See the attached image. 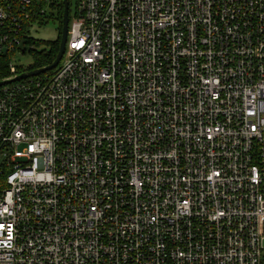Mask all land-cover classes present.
<instances>
[{
  "label": "built area",
  "instance_id": "2783aa9c",
  "mask_svg": "<svg viewBox=\"0 0 264 264\" xmlns=\"http://www.w3.org/2000/svg\"><path fill=\"white\" fill-rule=\"evenodd\" d=\"M61 60L0 86V264H264V0H77Z\"/></svg>",
  "mask_w": 264,
  "mask_h": 264
},
{
  "label": "rangeland",
  "instance_id": "374dc122",
  "mask_svg": "<svg viewBox=\"0 0 264 264\" xmlns=\"http://www.w3.org/2000/svg\"><path fill=\"white\" fill-rule=\"evenodd\" d=\"M53 2H58L60 0H52ZM77 0H69V15L72 17L74 10L76 9ZM51 6L47 7V14L51 12ZM58 25L51 19L45 20L41 24L34 22L28 27L26 34L31 38L30 40L35 42L34 51H29L25 48V52L16 49L11 58V65L17 68H27L34 64L35 55L46 49L50 41L56 40L58 37ZM24 48V47H22ZM62 62V60H61ZM60 62V63H61Z\"/></svg>",
  "mask_w": 264,
  "mask_h": 264
},
{
  "label": "trees",
  "instance_id": "16d2710c",
  "mask_svg": "<svg viewBox=\"0 0 264 264\" xmlns=\"http://www.w3.org/2000/svg\"><path fill=\"white\" fill-rule=\"evenodd\" d=\"M70 5V4H69ZM51 12H49L48 14L46 13L43 16H38V15H34L32 17V20H37L39 19L42 23L47 20V19H51L54 22L57 23L58 27V32L60 34V30H61V22H62V13H63V5H62V0L58 1V2H53L52 6H51ZM71 16L69 15V18ZM59 34L58 37L56 38V40L54 41H50L48 44V47L46 49H43L42 51H40L39 53H37V55H35V60H34V64L27 67L26 69H33V68H38V67H42L45 66L49 63H51L57 53L58 50V46H59ZM33 43L35 45V42L27 39L25 41H23L24 43ZM29 51H34L33 49H28ZM9 57L4 55V54H0V78L3 77H7L8 75H10L9 69H8V62H9Z\"/></svg>",
  "mask_w": 264,
  "mask_h": 264
},
{
  "label": "water",
  "instance_id": "95a60500",
  "mask_svg": "<svg viewBox=\"0 0 264 264\" xmlns=\"http://www.w3.org/2000/svg\"><path fill=\"white\" fill-rule=\"evenodd\" d=\"M63 5V13H62V22H61V30L59 34V46L57 53L53 59V61L45 66L28 69L17 73L15 75L9 77L0 78V86L4 84H8L14 81H18L20 79H24L30 76H35L40 73L52 70L56 68L63 56L65 45L67 41L68 27H69V0H62Z\"/></svg>",
  "mask_w": 264,
  "mask_h": 264
}]
</instances>
